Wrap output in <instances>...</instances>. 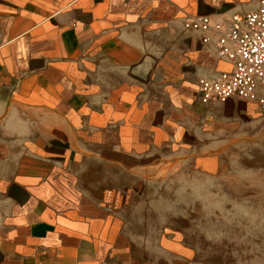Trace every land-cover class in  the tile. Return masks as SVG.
I'll return each instance as SVG.
<instances>
[{
    "label": "crops",
    "instance_id": "obj_1",
    "mask_svg": "<svg viewBox=\"0 0 264 264\" xmlns=\"http://www.w3.org/2000/svg\"><path fill=\"white\" fill-rule=\"evenodd\" d=\"M257 0H0V264H120L111 209L138 191L167 142L226 117L198 82L230 72L218 34L184 29L256 11ZM210 39L204 44L205 37ZM203 127V126H202ZM126 176V177H125ZM132 176V185H121ZM120 224V225H119Z\"/></svg>",
    "mask_w": 264,
    "mask_h": 264
},
{
    "label": "rangeland",
    "instance_id": "obj_2",
    "mask_svg": "<svg viewBox=\"0 0 264 264\" xmlns=\"http://www.w3.org/2000/svg\"><path fill=\"white\" fill-rule=\"evenodd\" d=\"M256 113L219 129L193 117L190 136L145 162L138 191L111 209L129 237L113 247L127 253L120 264H264V110Z\"/></svg>",
    "mask_w": 264,
    "mask_h": 264
},
{
    "label": "built area",
    "instance_id": "obj_3",
    "mask_svg": "<svg viewBox=\"0 0 264 264\" xmlns=\"http://www.w3.org/2000/svg\"><path fill=\"white\" fill-rule=\"evenodd\" d=\"M256 11L232 18L224 29L221 22L198 16L184 21L189 32L218 34L214 46L220 59L228 61L230 72L215 80L201 79L198 92L204 105H226L231 100L255 104L264 110L260 92L264 89V0H257ZM204 44H209L206 36Z\"/></svg>",
    "mask_w": 264,
    "mask_h": 264
}]
</instances>
